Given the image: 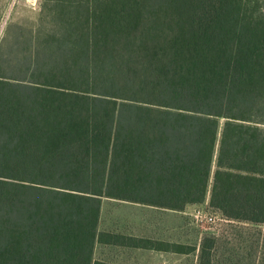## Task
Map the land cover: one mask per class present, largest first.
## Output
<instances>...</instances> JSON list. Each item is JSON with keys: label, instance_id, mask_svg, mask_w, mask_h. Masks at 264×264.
Segmentation results:
<instances>
[{"label": "trees", "instance_id": "16d2710c", "mask_svg": "<svg viewBox=\"0 0 264 264\" xmlns=\"http://www.w3.org/2000/svg\"><path fill=\"white\" fill-rule=\"evenodd\" d=\"M207 197L264 227V0H40L11 15L0 264H105L95 243L122 242L97 233L102 199L181 212Z\"/></svg>", "mask_w": 264, "mask_h": 264}, {"label": "rangeland", "instance_id": "374dc122", "mask_svg": "<svg viewBox=\"0 0 264 264\" xmlns=\"http://www.w3.org/2000/svg\"><path fill=\"white\" fill-rule=\"evenodd\" d=\"M2 6V22L0 36L3 27L11 15L19 18H33L38 12L40 0H0ZM221 125L219 127L218 139ZM214 167L211 170V179ZM103 200V199H102ZM101 200V201H102ZM102 224L109 221L113 224L122 222L119 218L125 213V209L119 203L104 201ZM204 209L207 214L223 218L218 212L211 209L207 200L194 205L185 216L170 218L169 214L158 211L159 214L152 220L162 223V230L158 232L159 238H167L169 242L178 247L172 255L158 264H264V227L252 226L247 223L216 220L209 224L205 220L197 221L193 217L195 210ZM133 215V214H132ZM159 226V229L161 228ZM167 226L168 231H164ZM207 238L214 241L209 251L208 263L201 259L202 248H205ZM207 245V243H206ZM185 252V253H184Z\"/></svg>", "mask_w": 264, "mask_h": 264}, {"label": "crops", "instance_id": "0c3cea01", "mask_svg": "<svg viewBox=\"0 0 264 264\" xmlns=\"http://www.w3.org/2000/svg\"><path fill=\"white\" fill-rule=\"evenodd\" d=\"M119 203L125 213L119 218L122 222L102 224L104 201ZM193 206H188L184 211L175 212L158 209L128 202L103 199L97 224V233L102 235L117 236L122 243L106 244L96 242L93 249V261L105 264H158L173 254L172 242L167 238H159L158 232L162 230V223L152 220L159 214L158 211L169 214L170 218H182ZM133 214V215H132ZM159 226L161 228L159 229ZM164 231H168L169 228ZM143 241H150L155 246L143 248ZM162 245H158V244ZM168 246L170 249H168Z\"/></svg>", "mask_w": 264, "mask_h": 264}, {"label": "built area", "instance_id": "2783aa9c", "mask_svg": "<svg viewBox=\"0 0 264 264\" xmlns=\"http://www.w3.org/2000/svg\"><path fill=\"white\" fill-rule=\"evenodd\" d=\"M193 217L197 221L205 220V222H207L209 224H214L216 220H219V221L224 220L223 218L220 219L219 217H217L215 215L207 214L204 209H199V208H197V210H195V212L193 213Z\"/></svg>", "mask_w": 264, "mask_h": 264}]
</instances>
